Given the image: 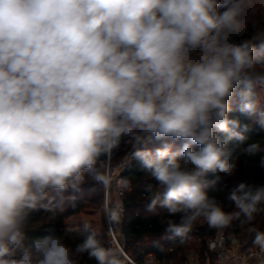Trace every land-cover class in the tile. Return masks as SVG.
<instances>
[{
    "label": "clouds",
    "instance_id": "obj_1",
    "mask_svg": "<svg viewBox=\"0 0 264 264\" xmlns=\"http://www.w3.org/2000/svg\"><path fill=\"white\" fill-rule=\"evenodd\" d=\"M261 3L0 0V264H123L95 232L74 247L67 231L28 236L56 196L89 181L108 191L102 166L123 149L156 181L146 210H166L169 240L201 218L220 230L264 212V184H238L231 212L215 195L242 157L264 153L231 115L239 95L241 112L264 117V57L247 38ZM104 211L118 222L123 207ZM253 244L264 249V232Z\"/></svg>",
    "mask_w": 264,
    "mask_h": 264
},
{
    "label": "trees",
    "instance_id": "obj_2",
    "mask_svg": "<svg viewBox=\"0 0 264 264\" xmlns=\"http://www.w3.org/2000/svg\"><path fill=\"white\" fill-rule=\"evenodd\" d=\"M263 8L257 7L252 17L256 22V28H249L247 33V38L253 42L255 52L262 57H264ZM241 102L239 95L233 98L231 115L238 118L242 126H248L245 135L251 140L264 143V117H248L240 111ZM150 145L149 147L152 149L161 146L159 142ZM261 156H264V153L247 158V160L241 158L233 174L239 176L237 183L231 184L227 177L224 178V191L215 193V195L221 201L225 212L235 210L234 202L228 198V195L238 184L244 183L249 186L264 184V167L260 164ZM116 157L117 152L113 154L111 160ZM121 178L129 181V186L126 187L122 198L121 232L124 248L137 261H141L148 254H153L160 264H188L187 253L195 246H192L194 241L199 240L204 246L201 244L196 252L197 262L205 264L208 259L209 263L213 264L214 257L208 251L207 241L212 239L218 231H225L230 241L237 239L246 249L255 246L253 239L256 232H264V212H260L255 215L251 222L241 223L234 220L230 226L220 230L210 228L207 222L201 218L194 224L192 231L183 243L179 239L169 240L165 238V225L161 223V221L169 218L166 210L159 206L152 211L146 210L149 199L147 186L152 185L155 190L156 181L141 168L138 161L131 158L121 172ZM88 204L94 207L87 208ZM102 205V186L96 185L92 181L83 185L78 192L66 191L55 197L50 211L41 210L32 214L28 232L29 239L41 238L53 233L63 234L67 231L69 233L67 243L74 247L89 232H95L101 244L108 248L105 234L101 231L105 227ZM93 215H98V219L80 222L78 218H74L75 216L92 217ZM171 218L177 222L179 220L178 216ZM85 224L89 226V231L84 230ZM147 240L152 242L150 246L145 247L144 242ZM80 264H96V261L87 256H82L80 257Z\"/></svg>",
    "mask_w": 264,
    "mask_h": 264
},
{
    "label": "built area",
    "instance_id": "obj_3",
    "mask_svg": "<svg viewBox=\"0 0 264 264\" xmlns=\"http://www.w3.org/2000/svg\"><path fill=\"white\" fill-rule=\"evenodd\" d=\"M121 181L122 178L120 177L114 190L117 198L116 205L122 204L125 192ZM108 195L109 193L106 191L105 205H108L109 202ZM121 220L122 216L118 222L112 224V222L106 219L105 233L107 235L108 247L120 252L123 264H160L153 254H148L141 261H137L125 250L121 232ZM207 248L209 253L214 257L213 264H264V249H261L257 245L246 249L237 239L230 241L223 230L218 231L212 239L207 241ZM196 264H199L197 260ZM205 264H210L208 259Z\"/></svg>",
    "mask_w": 264,
    "mask_h": 264
},
{
    "label": "rangeland",
    "instance_id": "obj_4",
    "mask_svg": "<svg viewBox=\"0 0 264 264\" xmlns=\"http://www.w3.org/2000/svg\"><path fill=\"white\" fill-rule=\"evenodd\" d=\"M258 7L259 8H263L264 7V3H261V4H258ZM264 9V8H263ZM257 92L261 95V97H264V89H257ZM151 146V145H150ZM181 146V144L178 142L175 146H174V149L173 150H177L179 149ZM130 159V156H129V151L127 149H123L119 152H117V157L114 159V160H111L109 161L107 164L103 165L102 167L104 169H107L109 172H110V175H111V178H112V185L110 187V189L108 190V193H109V202H108V205H116L117 204V198L115 196V192L114 190L116 189V186H117V182L118 180L120 179L121 177V170L123 171L126 164L128 163ZM229 182L231 184H235L238 182L239 180V176L238 175H232V176H228L227 177ZM126 187L124 186V191H126ZM102 190H103V216H104V219H105V227L101 230L103 232V234H105V241L107 242V235L105 233L106 231V214H105V211H104V208H105V194H106V191L103 189L102 187ZM92 197H93V193H92ZM94 206L88 204L87 205V208H92ZM74 218H78V220L80 222H83V221H87V220H93L95 218L98 219V215H93L92 217H84V216H75ZM114 222H112L113 224ZM202 224V223H201ZM152 241L150 240H147L144 242V246L147 247V246H150ZM192 242V241H190ZM203 245V243H201L199 240H196L194 241V243L192 244L195 245L193 246V249L187 253V258H188V264H193L195 263L196 264V252L197 250L201 247L200 245ZM108 246V244H107ZM110 248V247H108Z\"/></svg>",
    "mask_w": 264,
    "mask_h": 264
},
{
    "label": "crops",
    "instance_id": "obj_5",
    "mask_svg": "<svg viewBox=\"0 0 264 264\" xmlns=\"http://www.w3.org/2000/svg\"><path fill=\"white\" fill-rule=\"evenodd\" d=\"M193 264H195V263H193Z\"/></svg>",
    "mask_w": 264,
    "mask_h": 264
}]
</instances>
